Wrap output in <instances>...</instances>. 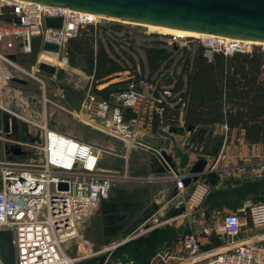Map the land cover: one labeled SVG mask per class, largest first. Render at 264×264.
<instances>
[{"label":"built area","instance_id":"1","mask_svg":"<svg viewBox=\"0 0 264 264\" xmlns=\"http://www.w3.org/2000/svg\"><path fill=\"white\" fill-rule=\"evenodd\" d=\"M59 15L64 17L61 29L46 25V17ZM98 21L63 6L30 0H0V79L3 76L0 84H7L5 81L15 76L5 74V68L14 63L2 46L12 47L19 40L24 50L30 52L37 35L44 36L42 43L48 40L65 46L66 38L76 34L79 26ZM210 42L226 53L246 47L243 42L217 38ZM259 45L264 50V43ZM135 77V72L128 76L127 86L116 89L114 99L102 98L89 89L81 99V109L73 108L77 117L89 118V122L101 121L100 129L123 141L125 162L135 147L151 148L144 136L154 128L163 110L161 104L165 95L171 94L170 89H161L156 82ZM42 82L46 81L42 79ZM13 92L4 93L8 94L7 98L19 96ZM48 100L43 97V103ZM42 109V112L33 111L27 115L10 113V129L6 131L3 127L1 130L0 138L5 141V147L3 158H0V229L13 233L16 264H76L84 258L80 253L81 245L77 243L80 222L110 198L115 176L103 172L100 167L102 147L56 128L50 113L45 107ZM19 117L28 122V130H22L28 134L26 138L15 134L12 128ZM180 121L183 123L182 116ZM16 146L20 147V152H16ZM156 151L160 154L161 149ZM221 159L226 160V155ZM189 175L188 170L170 172L169 177L175 181V193L168 200L171 211L181 209L168 220L188 218L189 230L181 237L180 251L161 249L153 261L264 264V202L247 205L244 209L246 221L238 213L228 212L223 213L220 222L213 227L204 217L209 184L202 177L186 186L183 179ZM254 175L264 176V161ZM61 183L66 187H61ZM195 213L202 216L199 224L191 219ZM214 240L220 243L214 245ZM73 243L78 244V256L66 252L65 247ZM0 264H3L1 260Z\"/></svg>","mask_w":264,"mask_h":264},{"label":"rangeland","instance_id":"2","mask_svg":"<svg viewBox=\"0 0 264 264\" xmlns=\"http://www.w3.org/2000/svg\"><path fill=\"white\" fill-rule=\"evenodd\" d=\"M86 25H93L94 30H97L100 26L99 30L104 39H106V37L115 38L114 40H117L116 46L118 48H120L118 45V40H120L121 47H125L132 51L137 58L140 55H143L145 58L143 49L145 45L152 44V42L155 41H160L158 43L160 45H163V42H166L165 45L168 49L172 50V53L170 54L168 60L165 61L162 68L157 72V80L165 79L171 74L177 75L182 67L187 65L190 54L189 51H193L198 43L203 44L207 48L206 53L209 56L212 55L214 50H217L216 44L211 43L208 38L203 39L196 36L191 37V35L188 36L183 33L152 28L140 23H124L115 20L99 19L97 24L88 23ZM80 27L82 26H79V28ZM38 36H40L43 41V35H37L34 36V38ZM42 44L43 43H41V48L36 55L35 60L32 59L31 51H25L19 40L12 47L2 46L3 51L10 56L9 58L15 64L10 63L11 65H8L5 68V74L26 78L28 80V85L14 80L5 81L7 84H0V106H2L0 107V119L2 120L4 114L6 113L13 114L14 112H22L27 115L30 113L33 114V111L42 112V108L45 107L46 109L44 110L51 113L50 119L52 125H55L58 129L64 132L71 133L80 138L91 141L103 148V155L101 159L102 166L105 168L103 171H107L110 175L115 176V180L112 182V192L110 198L106 202L101 203L97 210L92 209L82 218L80 222V238L77 243H79L81 247H84L82 251L85 252L80 253L85 254L83 255L84 258L80 259L76 262V264H105L109 258L111 259V264H122L125 249H140L142 247L141 245H146L147 239L151 236L155 234L156 237H158L160 233H162V229L165 224L172 226V228H169L171 233H173L175 229L177 231V236L179 238L182 237V235L189 230L188 218L180 217L168 220L169 216L167 212L157 215L154 211L152 213L154 214L153 217L150 218L152 216V214H149L150 210L147 212L145 209L140 208V204H143L145 201L146 192L144 191V188L146 184L143 183L142 180L135 179L142 178L144 170H148V172L151 170V166L149 164H151L153 159V150L157 149L155 146H164L168 150H171V146L167 145V141L164 143V141H162L159 137L160 133L157 131L158 129L153 128L151 131H154V133L151 134V131L148 132L145 134L146 138L144 136V139L155 149H148L149 151L147 152L140 147H135V149H133V153L130 154V158L125 162L122 159V154L125 153L126 149L123 141L119 137L100 129L98 126L101 121L95 122L94 120H91V123L87 120L89 118L82 119L77 117L73 113V108L64 99L62 89L50 85V81L54 77L38 70L37 63L40 59L41 51L44 50L42 48ZM255 45L259 44H245L246 47H244V50H250ZM57 57L60 61H63V63L61 65L57 63L54 64L65 67L66 72L63 82L69 88L80 94L81 99L85 96L89 89L93 91L94 75L88 74L84 71L81 65H70L66 52V40L64 52L62 54L58 52ZM136 70L138 72L141 71V67L138 65ZM133 72L134 71H131L130 69H125L123 71L113 73L104 79L105 81L100 84V87L113 84L115 89L111 91L109 98L114 99L115 94L117 93L116 89L125 88L128 84V76ZM2 79L3 76L0 81H2ZM42 79L46 82H42ZM13 90V93H19V96L17 97L15 94L13 97L7 98L8 94L4 92L9 91L10 94H12ZM43 97H46L49 100L46 103H43ZM21 99L26 100V102L24 101L21 103ZM92 118L94 119V117ZM16 122L22 127H26V124H28V122L24 121L23 117L17 118ZM225 125L226 124H224V128L220 131V133L215 130L216 126H221L219 123L213 125V127H211L212 129L210 127H198L193 130L185 129L181 132L182 134L180 135L179 140L177 139L178 143H182L180 145L184 146L188 140L196 142L195 140L197 139L195 136L200 130L204 131L205 128L206 133L210 131L212 135L216 134L217 137L223 133V136L221 137L223 139L229 132L228 127L226 128ZM21 126H19L21 132L24 129L28 130L25 127L22 128ZM159 127L169 129L170 125L160 122L158 128ZM27 135V133H21V137L23 136L26 138L28 137ZM152 135H154L153 138ZM149 137L152 139H149ZM236 142L241 143L246 142V140L244 141V139L240 140L237 138ZM4 143L5 141L0 138V158H3L2 153L4 154ZM260 143H262L261 147H264V142ZM203 152V150H196L193 151L192 154H203ZM242 162L243 161H240V163ZM249 169H252V167H249ZM249 169L247 168V171L244 172L245 174L242 177L235 178L233 176H228V178L220 180L224 186L234 187L233 185L242 186L246 183L255 182L257 179H264V176H251V173L248 172ZM208 184L211 191L213 186H211L210 183ZM151 200L152 196H150V202ZM248 202H264V192L259 194L257 201L251 199ZM100 208H102L103 213H107L108 211H111V213L115 212V219H118L117 214L121 213L126 219L125 221L127 226L125 230L118 233L116 236L106 238L102 229V215L97 217V213L100 211ZM211 209L213 211H210L209 207L206 209L204 217L207 219L208 223L214 227L220 222V217L223 214V211L219 213L220 209ZM146 215H149L146 221L147 224L145 223L148 226H142L135 231L139 224L145 220ZM201 218L202 216L200 213H195L191 216V219H195L198 224L201 221ZM154 228L155 230H153ZM217 242L219 241H213V243L218 244ZM126 246L128 247L126 248ZM77 247L78 244L76 245V243L68 244L65 247L66 252L72 256H78L79 250H77ZM99 257H104V259L98 260Z\"/></svg>","mask_w":264,"mask_h":264},{"label":"trees","instance_id":"3","mask_svg":"<svg viewBox=\"0 0 264 264\" xmlns=\"http://www.w3.org/2000/svg\"><path fill=\"white\" fill-rule=\"evenodd\" d=\"M99 28L100 26L94 30L93 25H84L76 34L66 39L70 65H81L84 71L94 75L93 92L97 95L109 98L111 91L115 89L113 84L101 87L100 84L109 75L130 69L135 72L137 80L146 78L156 82L161 89L171 90V94L165 95L162 101L163 110L157 116L155 129H158L160 122L177 127L180 133L185 129L211 128L219 123L226 124L229 131L242 129L244 138L249 143L264 142V50L261 46L255 45L250 50L231 53L214 50L209 56L207 48L198 43L193 51H189L188 63L177 75L171 74L165 79L157 80V72L172 53L165 45L166 42L163 45L158 44L160 41L145 45V58L143 55L137 58L132 51L121 47L120 40L118 48L115 38L104 39ZM41 43L40 36L32 41L31 55L34 60ZM138 65L141 67L139 72L136 70ZM181 116L183 123L180 121ZM191 125L193 128L189 129ZM195 137V141L201 144L205 140L218 138L210 131L206 133V128L204 131L200 130ZM191 142L193 140L186 141L188 145ZM207 181L213 186L206 198L209 208H237L245 199L257 201L259 194L264 192V179L242 186L220 188L218 176L212 173ZM175 236L176 233L164 228L155 244L141 245L140 249H125L122 262L128 258L134 260V264H147L157 243ZM102 259L104 257H99L98 260ZM105 264H111V259Z\"/></svg>","mask_w":264,"mask_h":264},{"label":"water","instance_id":"4","mask_svg":"<svg viewBox=\"0 0 264 264\" xmlns=\"http://www.w3.org/2000/svg\"><path fill=\"white\" fill-rule=\"evenodd\" d=\"M55 6H63L76 10L91 11L107 14L120 19L136 20L154 24L168 25L178 28L197 30L200 32L215 33L220 35H231L244 39H257L264 41V0H30ZM62 15L46 17V25L61 29L63 27ZM44 50L64 52V46L57 42L44 41ZM39 71H43L52 77L50 85L62 89L63 97L68 104L76 110L81 109L82 100L80 94L74 92L64 82L66 69L45 60L37 63ZM14 81L26 84L28 80L19 76L13 77ZM6 113L4 119L5 130L10 129ZM13 116V115H12ZM7 117V118H6ZM15 120L16 117L13 116ZM17 124L12 128L17 129ZM193 126H189L192 129ZM158 132L171 140V150L161 148L158 158L163 162L166 171L170 174L178 170H188L189 176L183 179L186 186L192 180H198L210 172L206 170L208 159L198 156L192 160L191 152L196 151L194 147L185 143H178L176 133L178 128L170 126L169 129L158 128ZM8 146V145H7ZM20 152V147H15ZM173 177H170V179ZM61 187L66 184L61 183ZM181 209H174L170 216H176ZM149 215L139 224L144 225ZM124 225H110L107 231L109 236H116ZM0 260L3 264H16V252L11 230L0 229Z\"/></svg>","mask_w":264,"mask_h":264},{"label":"crops","instance_id":"5","mask_svg":"<svg viewBox=\"0 0 264 264\" xmlns=\"http://www.w3.org/2000/svg\"><path fill=\"white\" fill-rule=\"evenodd\" d=\"M28 85V84H27ZM22 102V100H21ZM51 114V113H50ZM220 127L216 126V131H222L224 128V124H219ZM21 126V125H19ZM55 126V125H54ZM56 127V126H55ZM222 127V128H221ZM57 128V127H56ZM158 131V130H157ZM148 133V132H147ZM146 133V134H147ZM151 134L154 133V131L150 132ZM182 133L178 132L176 133V137L179 140V137ZM230 134V137H229ZM216 136V134H214ZM223 136V133L218 136V138H213V140H205L202 142L200 149L203 150V154L197 153L196 155H193L191 152V158L192 160H196L198 156H203V158L208 159V165L206 167V170L210 171L205 175L206 181L207 177L211 175L212 173H215L219 178V184L218 187L223 188L226 187L223 185L220 179L224 180L228 178V176H233L235 178L244 176V172L247 171V168L252 167V169H249L250 175L253 176L256 171H258V168L260 167L261 163L264 161V147H261L262 143H249V142H236V139H244V132L242 129L235 128L231 131H229L226 134L225 138H221ZM238 136V137H237ZM154 135H152V138ZM159 137L164 143L167 141V145L171 146V140L168 137H162L161 134H159ZM146 138V136H145ZM149 137V139H152ZM164 138V139H163ZM230 139V141H229ZM218 140V141H217ZM182 144V143H179ZM154 146V145H153ZM161 149L165 148L164 146H155V148ZM154 148V149H155ZM146 150L147 152L152 149L153 147L148 149L142 148ZM168 150V149H167ZM197 150V151H199ZM134 150H132L131 153H133ZM154 154L152 156V162L149 164L150 171L144 170L142 175V178H135L138 180H142L143 183H145L144 191L146 192L145 201L143 204H140V208L145 209L147 212L150 210V215L153 213L160 215L161 213H168V216L170 217L171 208L169 205L168 200L172 198V195L175 193V181L170 179L169 173L166 171V168L158 158V153L155 150ZM226 155V160H222V156ZM123 159V158H122ZM124 160V159H123ZM240 161H243L240 163ZM146 165V164H145ZM100 167L102 171L105 169L102 166V163H100ZM111 171V170H109ZM183 171V170H179ZM104 172V171H103ZM107 172V171H106ZM108 173V172H107ZM141 174V173H140ZM254 177H256L254 175ZM254 180V179H252ZM258 180V179H257ZM208 182V181H207ZM209 183V182H208ZM150 185V186H147ZM236 186V185H233ZM150 196H152V200L150 202ZM251 199H245L242 203V205L238 206L237 208L232 207H221L220 212L222 213H228V212H236L238 213L243 221H246V211L244 209L247 208V205L250 204ZM146 205V206H145ZM145 206V208H144ZM209 207V206H208ZM216 209V208H215ZM97 210V209H96ZM210 211H213L210 208ZM154 214L150 218L153 217ZM147 224V223H146ZM142 225V226H148V225ZM142 226H138L135 231H137ZM164 228H172V226L165 224L163 226ZM155 230V228L153 229ZM177 231L174 229L173 233H176ZM156 235L154 234L149 239H147L146 245H153L156 242ZM178 239V240H177ZM214 244V243H213ZM214 245H212L213 247ZM156 249L154 252H152L148 257V263L147 264H164L162 262H155L153 261L154 255L157 251L161 249L170 250L173 252H178L181 249V237L179 238L176 234L175 237H173L170 240L163 241L162 243H157V246H155ZM84 248L83 246H80V251H82ZM85 254V253H84ZM175 263L174 261H170L169 264ZM122 264H134V260L128 259L125 260Z\"/></svg>","mask_w":264,"mask_h":264},{"label":"bare ground","instance_id":"6","mask_svg":"<svg viewBox=\"0 0 264 264\" xmlns=\"http://www.w3.org/2000/svg\"><path fill=\"white\" fill-rule=\"evenodd\" d=\"M76 9H74L75 11ZM81 11L83 14H87L88 16H92L94 19H108V20H115V21H120L124 23H140L144 24L148 27L152 28H158L161 30H167V31H173V32H178V33H183L185 35H191V36H196V37H201L203 39H209L210 41L215 40L216 38L219 40H225L227 42H243V44H249V45H254V44H263V40H257V39H244V38H238L234 37L231 35H220V34H215V33H208V32H200L197 30H191V29H186V28H178V27H173V26H168V25H162V24H154V23H149V22H141V21H136V20H129V19H120L116 18L107 14H101V13H96V12H91V11H84V10H77ZM208 41V40H207ZM58 52L55 51H50V50H42L40 53V59L39 60H45L50 63H57L61 65L63 61H60L57 57ZM84 248V247H83Z\"/></svg>","mask_w":264,"mask_h":264},{"label":"flooded vegetation","instance_id":"7","mask_svg":"<svg viewBox=\"0 0 264 264\" xmlns=\"http://www.w3.org/2000/svg\"><path fill=\"white\" fill-rule=\"evenodd\" d=\"M27 84H28V82L26 83V85ZM4 116H5V114H4ZM5 123H6V120L4 119V117L2 118V120L0 119V135H1V130L3 129V127H5ZM15 124H17L18 126H17V129H15L16 131L14 133L17 134V135H21L22 132H21V129L19 127L20 124L17 123V122H15ZM23 127H25V126H23ZM189 145L191 147H194L196 150H199L200 149V146H201V143L191 142ZM4 147H5V143H4ZM104 202H106V201H104ZM99 210L100 211L97 213L98 214L97 217H99V216L102 215V217H101L102 218V224H103L102 225V229H103V233H104V235H105L106 238L107 237L110 238L109 234H106L107 231H111V229L108 228L110 225H119V224H122L124 226H123V228H122V230L120 232H122V231L125 230V228L127 226L126 221H125L126 219H125V217L121 213H118L117 214L118 215L117 216L118 219H115L116 218V216L114 214L115 212L111 213V211H108L107 213H105V212L103 213L102 208H100Z\"/></svg>","mask_w":264,"mask_h":264}]
</instances>
